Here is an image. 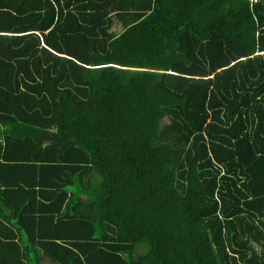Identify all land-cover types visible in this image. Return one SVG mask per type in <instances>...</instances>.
I'll use <instances>...</instances> for the list:
<instances>
[{"label": "trees", "instance_id": "trees-1", "mask_svg": "<svg viewBox=\"0 0 264 264\" xmlns=\"http://www.w3.org/2000/svg\"><path fill=\"white\" fill-rule=\"evenodd\" d=\"M0 1V238L264 264V0Z\"/></svg>", "mask_w": 264, "mask_h": 264}, {"label": "crops", "instance_id": "crops-1", "mask_svg": "<svg viewBox=\"0 0 264 264\" xmlns=\"http://www.w3.org/2000/svg\"><path fill=\"white\" fill-rule=\"evenodd\" d=\"M13 242H17L15 245ZM29 241L25 237L16 239L0 238V264H39L32 253L23 250ZM40 264H50L46 259Z\"/></svg>", "mask_w": 264, "mask_h": 264}, {"label": "rangeland", "instance_id": "rangeland-1", "mask_svg": "<svg viewBox=\"0 0 264 264\" xmlns=\"http://www.w3.org/2000/svg\"><path fill=\"white\" fill-rule=\"evenodd\" d=\"M122 30V25L120 23H114L113 26L111 27V31H113L114 33H120ZM165 121L168 122V119L165 118ZM2 129L0 126V136L2 137Z\"/></svg>", "mask_w": 264, "mask_h": 264}, {"label": "bare ground", "instance_id": "bare-ground-1", "mask_svg": "<svg viewBox=\"0 0 264 264\" xmlns=\"http://www.w3.org/2000/svg\"><path fill=\"white\" fill-rule=\"evenodd\" d=\"M9 1H10V0H9ZM0 2H2V1H0ZM24 2H25V1H24ZM71 2H72V1H71ZM28 3H29V2H28ZM0 6H1V5H0ZM10 6H12V5H10ZM20 6H21V5H20ZM22 6H23V5H22ZM18 7H19V6H18ZM18 10H19V9H18ZM5 12H6V11H5ZM8 12H9V11H8ZM52 14H53V12H52ZM12 15H13V14H12ZM28 17H29V16H28ZM48 26H49V25H48ZM29 34H30V33H29ZM91 40H92V39H91ZM37 42H38V40H37ZM67 45H68V44H67ZM53 50H54V49H53ZM200 144H201V143H200ZM208 155H209V154H208ZM230 168H231V167H230ZM7 174H8V173H6V175H7ZM1 175H2V176H1ZM4 175H5V174H4ZM17 175H18V174H17ZM0 177L2 178V177H3V174H0ZM6 177H7V176H6ZM19 177H20V176H19ZM1 178H0V179H1ZM9 179H10V178H9ZM9 179H7V180H9ZM1 180H2V179H1ZM1 180H0V181H1ZM2 182H3V181H2ZM24 184H25V183H24ZM0 186H1V185H0ZM7 190H8V189H7ZM17 190H18V189H17ZM20 191H21V190H20ZM10 192H12V191L10 190ZM16 192L18 193V191H16ZM22 192H23V191H22ZM22 192H21V193H22ZM17 193H16V196H17ZM16 196H15V197H16ZM13 198H14V197H13ZM45 208H46V207H45ZM51 218H52V217H51ZM48 219H49V218H48ZM26 227H27V226H26ZM43 228H44V227H43ZM45 229H46V228H45ZM12 232H13V231H12ZM8 235H9V234H8Z\"/></svg>", "mask_w": 264, "mask_h": 264}]
</instances>
